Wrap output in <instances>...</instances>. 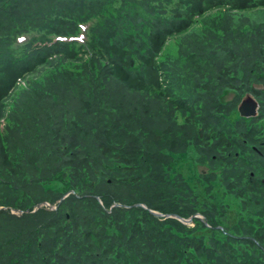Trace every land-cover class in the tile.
Here are the masks:
<instances>
[{"label": "trees", "instance_id": "16d2710c", "mask_svg": "<svg viewBox=\"0 0 264 264\" xmlns=\"http://www.w3.org/2000/svg\"><path fill=\"white\" fill-rule=\"evenodd\" d=\"M262 7L0 0V264H264Z\"/></svg>", "mask_w": 264, "mask_h": 264}, {"label": "water", "instance_id": "95a60500", "mask_svg": "<svg viewBox=\"0 0 264 264\" xmlns=\"http://www.w3.org/2000/svg\"><path fill=\"white\" fill-rule=\"evenodd\" d=\"M258 106H259V104L253 98V96L252 97L251 96H247L244 99V101L241 103L240 107H238L239 108V113H240L241 117H243V118H247V119L254 118V117H256L258 115V110H259ZM262 181H263V184H264V180H262ZM69 194H71V193L66 194L61 200H59L58 204H61L62 203L61 201L66 199L69 196ZM43 206H47L49 210H57L58 209V207H53L51 204L45 203V204L37 206L35 208L34 213L38 209L42 208ZM114 207L132 208L133 206H124V205L116 203L114 205ZM134 207H142V208L145 209V211L148 210L153 216L157 217L158 219H176V220L182 222L185 225L191 224L193 222L192 220L194 218H199L200 220H204V217L201 216V215H196V217L194 216V217H190L189 219H185V218H183V217H181V216H179L177 214H162V213H159V211L157 212V211H154V210H150L147 205L145 206V204H136V205H134ZM3 210H7V208H0V211H3ZM12 213L16 214L18 216L23 214V212L20 211V210H12ZM205 223L208 225V223L206 221H205Z\"/></svg>", "mask_w": 264, "mask_h": 264}, {"label": "rangeland", "instance_id": "374dc122", "mask_svg": "<svg viewBox=\"0 0 264 264\" xmlns=\"http://www.w3.org/2000/svg\"><path fill=\"white\" fill-rule=\"evenodd\" d=\"M217 12H213L207 18H205L204 20L203 19H201V20L205 21V20L213 19L212 17H214ZM235 17H236V19H239V18H242V17H246V18H250L252 21H255V22H259V23L260 22H264V7L258 8V9H254V10H246V11H244L242 13L235 14ZM200 24L201 23L197 24L194 27V32H196L197 34H202V32H203L202 26ZM179 40H180V37H176V38L172 39L169 42V44L164 48V52H163L164 57H162V59H165V57H167V56H168L169 59H175V57L177 56V50H178L177 47H178V41ZM228 97H229V99H233L234 98L233 94H231V93H230V95H228ZM194 219H196V218H194ZM178 222H180V221H178ZM193 222L191 224H188V226L192 225Z\"/></svg>", "mask_w": 264, "mask_h": 264}, {"label": "flooded vegetation", "instance_id": "af4514ba", "mask_svg": "<svg viewBox=\"0 0 264 264\" xmlns=\"http://www.w3.org/2000/svg\"><path fill=\"white\" fill-rule=\"evenodd\" d=\"M253 150H254V152H255V155H262V153L257 149L256 146H253ZM255 155H254V156H255ZM254 161H255V163H258V162H259L258 159H255ZM263 179H264V178H263ZM263 179H262V180H263ZM262 180H260V181H262ZM262 184H263V182H262Z\"/></svg>", "mask_w": 264, "mask_h": 264}]
</instances>
